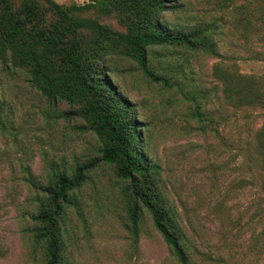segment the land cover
Wrapping results in <instances>:
<instances>
[{"label": "trees", "instance_id": "1", "mask_svg": "<svg viewBox=\"0 0 264 264\" xmlns=\"http://www.w3.org/2000/svg\"><path fill=\"white\" fill-rule=\"evenodd\" d=\"M210 1L219 10L238 12L240 33L248 23L253 24L249 16L254 13L264 23V0ZM184 8L179 0H89L83 5L0 0L1 68L25 73L32 88L48 102L68 104L69 110L58 117L80 120L82 130L98 139L95 155L71 166L62 159L43 156L44 171L38 176L20 160L19 180L31 190L24 215L37 264H76L79 239H75L77 225L72 215L87 228L83 187L104 167L122 182L134 236L148 215L177 263L196 264L179 216L165 195L162 168L147 152L146 126L120 86L116 66L132 62L148 83L175 89L188 103L187 117L198 130L217 132L233 114L264 111V76L244 75L220 61L211 67L207 81L204 69L196 67L202 57L264 63V48L245 40L247 43L239 45L240 58L225 55L224 30L215 19L182 24L167 20L168 13ZM256 27L253 31L261 33L264 42L263 25ZM6 121L0 95L1 131L7 129ZM248 131L243 152L252 159L264 187V120ZM0 161L12 168L9 156L0 155ZM253 182L244 178L239 185ZM256 244L264 247V232L257 236Z\"/></svg>", "mask_w": 264, "mask_h": 264}, {"label": "rangeland", "instance_id": "2", "mask_svg": "<svg viewBox=\"0 0 264 264\" xmlns=\"http://www.w3.org/2000/svg\"><path fill=\"white\" fill-rule=\"evenodd\" d=\"M55 1L83 5L89 0ZM179 1L185 8L168 13L167 20L182 24L215 19L224 30L223 54L240 58L239 45L246 41L264 48L262 34L253 31L258 23L264 28L259 13L249 16L253 24L248 23L240 33L237 11L219 10L210 0ZM202 58L196 68L204 69L207 81L211 67L220 61L244 75L264 76L263 62ZM118 66L119 84L146 126L147 152L162 168L165 195L179 216L193 262L264 264V247L256 244L257 236L264 232V211L260 209L264 208V187L252 159L243 152L248 130L262 124L264 111L232 113L231 120L217 132L202 133L187 117L189 105L175 89L148 83L132 62H118ZM0 95L7 119V129L0 130V155L9 156L13 164L10 168L0 161V264H37L24 215L31 190L19 180L20 160L38 176L44 171L43 156L62 159L71 166L94 156L98 139L82 130L80 120L59 118L69 105L48 102L22 71L6 72L0 66ZM244 178L254 182L241 187ZM121 187L122 182L108 167L93 173L83 187L87 228L72 215L77 225L75 239L80 241L76 264H178L148 215L134 236Z\"/></svg>", "mask_w": 264, "mask_h": 264}]
</instances>
